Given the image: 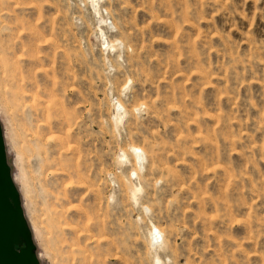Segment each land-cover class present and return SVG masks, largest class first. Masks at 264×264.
Here are the masks:
<instances>
[{
    "label": "rangeland",
    "instance_id": "obj_1",
    "mask_svg": "<svg viewBox=\"0 0 264 264\" xmlns=\"http://www.w3.org/2000/svg\"><path fill=\"white\" fill-rule=\"evenodd\" d=\"M0 121L40 264H264V0H0Z\"/></svg>",
    "mask_w": 264,
    "mask_h": 264
},
{
    "label": "water",
    "instance_id": "obj_2",
    "mask_svg": "<svg viewBox=\"0 0 264 264\" xmlns=\"http://www.w3.org/2000/svg\"><path fill=\"white\" fill-rule=\"evenodd\" d=\"M0 264H40L7 158L0 122Z\"/></svg>",
    "mask_w": 264,
    "mask_h": 264
},
{
    "label": "bare ground",
    "instance_id": "obj_3",
    "mask_svg": "<svg viewBox=\"0 0 264 264\" xmlns=\"http://www.w3.org/2000/svg\"><path fill=\"white\" fill-rule=\"evenodd\" d=\"M1 122V121H0ZM135 147H137V146H135ZM14 179V178H13ZM14 182H15V179H14ZM30 229H31V227H30ZM48 255H49V253H46L45 254V257L47 256L48 257ZM38 260H39V258H38Z\"/></svg>",
    "mask_w": 264,
    "mask_h": 264
}]
</instances>
